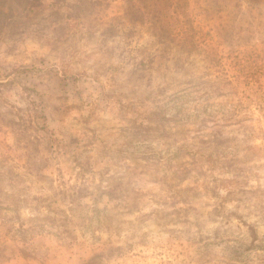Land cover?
Returning <instances> with one entry per match:
<instances>
[{"label":"rangeland","instance_id":"obj_1","mask_svg":"<svg viewBox=\"0 0 264 264\" xmlns=\"http://www.w3.org/2000/svg\"><path fill=\"white\" fill-rule=\"evenodd\" d=\"M0 264H264V0H0Z\"/></svg>","mask_w":264,"mask_h":264}]
</instances>
